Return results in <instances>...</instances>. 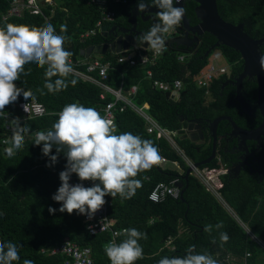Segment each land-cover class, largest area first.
Returning a JSON list of instances; mask_svg holds the SVG:
<instances>
[{
	"label": "trees",
	"instance_id": "obj_1",
	"mask_svg": "<svg viewBox=\"0 0 264 264\" xmlns=\"http://www.w3.org/2000/svg\"><path fill=\"white\" fill-rule=\"evenodd\" d=\"M109 10L115 13L113 22L104 23V26L118 25L128 26V19L132 9L137 5V0H123L119 4L111 3ZM259 4L261 0H251ZM151 4V0H147ZM223 2L218 0V8H222ZM197 4L190 0L185 1V12L191 24L196 22L195 8ZM41 13L38 15L25 11L22 17H12L7 20L3 16L10 8L9 0H0V27L7 23L24 24L40 27L45 22L53 24L58 34L60 26L66 25L67 32L64 35L70 37L64 44L65 50L72 53L75 60L85 59L81 51L91 46L103 45V32L82 39L81 35L96 28L101 20L100 10L89 3V0H53V3L40 2ZM220 14L223 15L222 9ZM224 14L233 15L234 10L224 11ZM224 20L230 19L228 15L222 16ZM244 18L237 19L243 20ZM141 29L149 30V26L141 23ZM165 39H168L167 36ZM216 39L206 33L200 39L197 50L191 49L185 62L178 60L182 51L175 45L169 46V50L161 56L154 65L131 66L129 63H119L118 54L108 51L105 55L96 54L101 62H111L108 84L119 88L122 84L125 90L137 86L138 91L133 96V102L142 106L148 104V113L162 127L168 131L181 132L186 128L189 118L204 117L210 121L220 117L224 112L219 110L213 103L218 89L216 78L208 88L197 86L194 77L204 71L213 53H220L228 63V66L240 71L236 61L239 54L221 45L215 48L207 58L204 53L214 45ZM31 69L29 75L20 77L16 86L31 89L36 99L25 101L23 95L18 100L5 108V113L0 115V241L15 242L20 249V260L14 264H23V260L31 259L34 264H65L64 256H50L43 254V249L50 250L60 245L66 239L78 243L82 247H90L92 259L95 264H110L105 255L104 245L112 240L110 233L90 234L84 215L76 212L69 215L61 213L58 209L60 204L52 200L61 185L59 174L65 169L66 158L60 154L58 162L51 168L46 167L49 159L43 156L42 146L33 144L32 133L48 130L58 119L53 113H58L70 103H79L85 107L95 108L103 116V107L113 100L112 96L101 100V90L89 82L70 74L68 80L75 79L77 83L73 86L69 83L66 90L58 93L41 95L38 89L43 88L45 68L38 67L35 63L25 65V71ZM85 70V67H82ZM153 71V77L163 82L183 81L181 97L179 101L168 99L166 94L160 90L153 89L151 80L147 78V71ZM56 78L54 77L53 80ZM213 97V98H212ZM21 102H38L45 106L47 114L36 119L22 121L23 116L19 112L18 104ZM9 118H19L21 126H28L29 134L25 143L14 156L6 155L4 149L9 145H2L5 125ZM184 119V121H182ZM145 121L131 109L123 113H116V134L131 132L144 140L151 141L159 150L160 156L169 161H176L179 168L172 170L164 167L160 162L154 165L150 171L141 173L137 179L142 181V186L137 189L130 200L121 202L119 196L112 199L113 205L109 210L110 218L116 220L117 229L136 228L147 233L146 240H140L143 247V257L135 264H158L164 256H183L190 246H195L197 253L207 252L211 254L218 264H235V260H242L246 253H250L249 263L264 264V251L254 242L225 209L216 197L193 175H190L188 188L185 191V202L180 199L167 198L161 203L149 200V195L156 184L160 182L169 183L175 178L180 181L188 170V165L167 143L166 140L158 138L157 134H149L146 130ZM225 122L218 129V135L226 131ZM178 145L184 150L186 157L192 162L199 163L201 156L197 151V145L190 139H182L175 136ZM211 141V137L208 136ZM212 142V141H211ZM206 149V150H204ZM212 144H204L201 152L209 155ZM55 148L51 155H55ZM167 164V163H165ZM228 167L227 159H217L211 164L201 166L202 170H216L221 166ZM222 187L219 189L223 199L244 222L257 239L264 242V188L257 186L253 179L245 178L243 183L230 180L227 173L220 176ZM184 182V181H183ZM71 184L80 183L78 177L73 174ZM55 208V214H50L48 209ZM223 223V227H213L211 233L206 232V225H217ZM226 232L229 239L221 242L220 233ZM124 237L120 236L119 243ZM214 241V242H213Z\"/></svg>",
	"mask_w": 264,
	"mask_h": 264
},
{
	"label": "clouds",
	"instance_id": "obj_2",
	"mask_svg": "<svg viewBox=\"0 0 264 264\" xmlns=\"http://www.w3.org/2000/svg\"><path fill=\"white\" fill-rule=\"evenodd\" d=\"M47 3H53V0H48ZM179 3L180 0H175V3L174 0H151L150 5L147 0H137L138 12L146 13L150 7L158 11L154 14L155 23L148 31L136 37L139 45L135 47L147 45L154 53H161L165 49L166 36L176 31L184 17L186 10L174 6ZM66 32V25L60 26L58 34L55 26L49 22L40 27L12 23L0 27V115L21 95L25 101H35L36 96L31 89L26 91L16 86V81L20 80L22 74H30L31 69L25 71L27 64L35 63L38 67L45 68L43 88L37 90L41 95L46 94L44 89L48 94L58 93L66 90L69 83L73 86L77 83L75 79L68 80L74 67L70 61L72 53L64 48L66 40L70 39L64 35ZM130 50L132 49H128ZM123 52L116 54L121 55ZM259 63L264 70V55H261ZM22 107L27 113L28 103ZM53 115L58 119L52 127L36 131L32 136L33 144L42 146L43 156L50 161L46 167H53L61 153L66 158L65 169L59 174L61 185L52 196V200L61 205L58 209L61 213L71 215L76 212L92 219L106 203V196L112 199L119 196L121 202L132 199L137 189L142 186V181L136 177L150 171L162 159L158 148L151 141L131 132L116 134L114 122L93 107L70 103ZM12 123V135L5 140V144L9 146L4 149L9 157L23 148L25 138L30 132L28 126H21L19 118ZM53 148L55 155H51ZM73 174L80 183H70ZM86 181L92 182V186L85 187L83 182ZM48 211L55 214L57 209L50 207ZM213 227L222 228L223 223L206 225L204 230L211 233ZM89 228L92 230L91 226ZM114 236L124 238L119 243L113 239L104 245L110 264H135L143 257V247L139 241L146 240L147 233L136 228H126ZM228 239L226 232L220 233L221 242H227ZM19 260L18 245L12 241H0V264H14ZM23 264L34 262L25 259ZM158 264H218V261L211 254L197 253L195 246H190L183 256H164Z\"/></svg>",
	"mask_w": 264,
	"mask_h": 264
},
{
	"label": "built area",
	"instance_id": "obj_3",
	"mask_svg": "<svg viewBox=\"0 0 264 264\" xmlns=\"http://www.w3.org/2000/svg\"><path fill=\"white\" fill-rule=\"evenodd\" d=\"M10 8L8 12L3 16L4 20H7L12 17H22L25 11H29L32 14L38 15L41 13L40 2H48V0H9ZM123 0H111V3L119 4ZM181 1V0H180ZM89 3L97 7L102 15L101 20L96 24V28L82 34V39L96 35L98 32L102 31L104 23L113 22L115 19V13L112 10H109V0H89ZM125 3V1H123ZM170 45H165V49L157 54L154 53L150 48H143L142 46L135 47L134 49L124 51L119 59V63H129L131 66H148L154 65L156 61L163 56L168 50ZM189 53L181 52L178 57L180 62H185L186 57L189 56ZM70 61L74 67V72L72 73L76 77L82 79L83 81L89 82L92 85H95L101 90L100 99L106 100L108 96H112L113 100L105 104L103 107V116L107 119L112 120L115 124L116 113H123L127 109H131L138 116H140L146 124V130L149 134H157L158 138H162L167 141V143L174 149V151L182 157L186 162L189 168L192 169L191 175L196 177L205 187L211 192L220 204L228 210V212L234 217V219L240 224V226L246 231L248 236L256 242L259 247L264 251V242L257 239V237L250 231L249 227L240 220V218L234 213L230 206L223 199L219 189L222 187L220 181V176L224 173H227L225 166H221L216 170H202L200 167H196L195 163L189 160L181 147L178 145L175 138L178 135V132L173 133L168 131L162 126H160L155 119L148 113L149 106L144 104L138 106L133 102V96L136 95L138 87L132 86L129 90H125L123 84L119 87H113L108 84L109 71L112 68L111 62L103 63L99 59H93L92 57H86L85 59L75 60L70 57ZM85 67V70L82 69ZM227 66H217L215 64H210L207 68L202 71L200 74L194 77L197 86L208 88L214 79L218 78L220 75L225 74ZM147 78L151 80L153 89L160 90L164 93L174 92L181 93L183 88V81L176 80L174 82H163L156 80L153 77V71H147ZM28 103L29 110L24 112L23 105ZM19 112L22 114V121L29 119H36L43 117L47 114L46 108L43 104L38 102H21L18 104ZM15 118H9V122L5 125V134L2 139V145L5 144V140L9 139L12 135V129L14 127L12 121ZM169 159L162 157L160 163H168ZM174 165L178 166L179 164L176 161H170ZM180 182V179L177 177L169 183L160 182L152 189L149 195V200L154 203H161L167 198L180 199L181 189L178 188L177 183ZM85 187H91L92 182L86 181L83 182ZM75 185V184H74ZM106 203L100 211H98L92 219H88L84 215L85 222L87 223V228L92 235H97L100 233H110L112 240L115 239L117 242L120 236H114L115 233L121 232L123 229L116 228V220L110 218L109 210L113 205V202L104 198ZM91 226V229L89 228ZM43 254H48L50 256H64L65 264H95L92 259V250L90 247H82L78 243L66 239L60 245L52 247L50 250L43 249ZM251 257L250 253H246L245 257L242 260H235V264H252L249 263V258Z\"/></svg>",
	"mask_w": 264,
	"mask_h": 264
},
{
	"label": "flooded vegetation",
	"instance_id": "obj_4",
	"mask_svg": "<svg viewBox=\"0 0 264 264\" xmlns=\"http://www.w3.org/2000/svg\"><path fill=\"white\" fill-rule=\"evenodd\" d=\"M221 1L223 2V5L222 8H218V10L220 14V10L222 9L223 15L220 14V16L226 17L228 15L230 19H236L225 20L226 22L235 26H242L243 31L255 41L264 39V0H261L259 4H256L251 0ZM229 8L234 10L233 15L224 14V11L229 10ZM145 18H148V20L145 21ZM241 18L244 19L240 21L237 20ZM141 23H145L151 27V25L155 23L154 15L145 14L144 16L139 15L137 17L136 31L141 33L146 32L145 29H141ZM198 23L199 20L196 18V22L191 24V26H195ZM180 26L181 24L177 27L176 31L171 34L170 39L185 34V32L179 31ZM113 27L115 28L114 30ZM131 28L132 25L124 27L114 24L109 26V29L105 31L107 38L103 37V45H111L119 36L125 38L128 34L123 35V33L118 30H129ZM132 36V39L134 40L135 35L133 33ZM189 37L193 39L194 35L190 33ZM201 37H199V41L193 45L192 49H198ZM207 51L204 53L202 59L205 58ZM258 51L260 55H264V43L259 46ZM219 55L222 56L220 53ZM239 56L240 58L235 64L238 65L240 71L227 66L225 74L218 77L219 81L216 96L214 98L212 97L213 103L216 107L224 112L220 117H230L239 130L235 132L232 123L222 121L225 122L227 130L224 134H217L218 140L216 144V154L210 164L218 158H225L230 162L229 167L224 164L230 180H236L237 182L243 183L245 178L248 177L249 179H253L257 186L264 188V98L261 100L260 84L256 75H248L240 80L241 75L244 72L245 59L241 54H239ZM261 101L263 105H261ZM210 122L212 121L204 117L189 118L186 122V129L184 131L186 135H184L186 138L196 140L193 143L198 146L197 151L201 156L199 163L209 160L213 154V139L207 128ZM243 131H251L254 132L255 135L252 139L247 137L243 138L241 136ZM200 132H204L203 140L200 139ZM208 136L211 137L212 142L207 139ZM209 143L212 144V151L209 155H206L207 153L201 152V147L204 144ZM181 182L183 183V180H181Z\"/></svg>",
	"mask_w": 264,
	"mask_h": 264
},
{
	"label": "water",
	"instance_id": "obj_5",
	"mask_svg": "<svg viewBox=\"0 0 264 264\" xmlns=\"http://www.w3.org/2000/svg\"><path fill=\"white\" fill-rule=\"evenodd\" d=\"M185 1L186 0H181L179 5H174V6L183 7L185 9ZM192 1H194L197 4L195 8V15L196 18L199 20V23L195 26H191L190 20L188 19L185 12L179 29V31L185 32V34L180 37H174L173 39H167L166 45H170V46L175 45L182 51L189 53L193 45L199 41V37L203 36L205 33L212 35L216 39V43L207 51L205 58L208 57L215 48L220 47V45L227 46L235 50L239 54H241L245 59V64H244V72L241 75L240 80H242V78L248 75L249 76L256 75L259 79L261 100H263L264 70L261 69L259 63L261 55L258 49L259 46L264 43V39L255 41L243 31L242 26H235L233 24L226 22L219 14L217 0H192ZM157 11L158 9L154 7H150L148 9V12L140 13L138 12L136 5L132 9L130 18L128 20V23L132 25V28L129 30L128 29L118 30L119 32H122L123 35L128 34L125 38L119 36L117 37V40L113 42L111 45L105 44L101 46H91L87 49L82 50L81 56L90 57L93 54L105 55L109 50L114 53H121L122 51L133 49L135 46L139 45V42L136 41V37L142 34L141 32L136 31L137 17L139 15L144 16L145 14L154 15ZM144 20L146 21L148 20V18H145ZM108 29L109 26H104L102 28L104 38H107V34L105 33V31H107ZM114 29L115 28L113 27V30ZM132 33L135 35L134 40L132 39L133 38ZM190 33L194 35L193 39L189 37ZM141 46L145 49L148 48L147 45L141 44ZM165 94L168 99H173L175 101H179L181 97V93L167 92ZM261 105H263L262 101H261ZM222 121H228L232 123V127L235 130V132L239 130L237 125L233 122V120L227 116L218 117L214 121L210 122L207 128L213 139V148H214L213 154L209 160L201 163H196L195 164L196 167L199 168L201 166L210 164V162L214 159L216 154V144L218 140V135H217L218 128H219V124ZM254 135L255 133L251 131H243L241 133V136L243 138L247 137L252 139ZM200 138L201 140L204 139V132L203 133L200 132ZM191 172L192 169L188 168V170L186 171L183 177L184 182L182 183L180 181L179 183H177L178 188L181 189L180 200L183 202H185L184 194L188 188V182Z\"/></svg>",
	"mask_w": 264,
	"mask_h": 264
},
{
	"label": "rangeland",
	"instance_id": "obj_6",
	"mask_svg": "<svg viewBox=\"0 0 264 264\" xmlns=\"http://www.w3.org/2000/svg\"><path fill=\"white\" fill-rule=\"evenodd\" d=\"M171 34L172 33H170V34H168L167 35V38L169 39L170 37H171ZM167 40V39H166ZM214 55L212 56V58H211V62H212V64H215V65H217V66H221V65H223V66H228V63L226 62V60L222 57V56H220L218 53H213ZM95 58H99V56L98 55H96V54H94L93 55ZM219 57V58H218ZM186 59H188V56L186 57Z\"/></svg>",
	"mask_w": 264,
	"mask_h": 264
},
{
	"label": "crops",
	"instance_id": "obj_7",
	"mask_svg": "<svg viewBox=\"0 0 264 264\" xmlns=\"http://www.w3.org/2000/svg\"><path fill=\"white\" fill-rule=\"evenodd\" d=\"M50 1H52V0H50ZM139 47V46H138ZM158 123V122H157ZM159 124V123H158ZM160 125V124H159ZM146 126V125H145ZM161 126V125H160ZM164 128V127H163ZM185 134V133H184ZM184 134H182L181 132H179L178 133V135H180V137L182 138V139H185L186 137H185V135ZM187 139V138H186ZM188 139H191V138H188ZM201 139V138H200ZM192 140V142H194V141H196L195 139H191ZM171 147V146H170ZM172 148V147H171ZM182 149V148H181ZM172 150H174L173 148H172ZM161 157H163V156H161ZM164 167H167V168H169V169H172V170H175V169H178V166H176V165H174L172 162H168L167 164H164Z\"/></svg>",
	"mask_w": 264,
	"mask_h": 264
}]
</instances>
